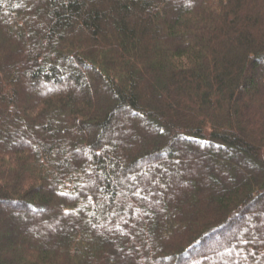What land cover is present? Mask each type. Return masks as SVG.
Returning <instances> with one entry per match:
<instances>
[{"label": "trees", "instance_id": "obj_1", "mask_svg": "<svg viewBox=\"0 0 264 264\" xmlns=\"http://www.w3.org/2000/svg\"><path fill=\"white\" fill-rule=\"evenodd\" d=\"M262 65L264 0H0V264H264Z\"/></svg>", "mask_w": 264, "mask_h": 264}, {"label": "rangeland", "instance_id": "obj_2", "mask_svg": "<svg viewBox=\"0 0 264 264\" xmlns=\"http://www.w3.org/2000/svg\"><path fill=\"white\" fill-rule=\"evenodd\" d=\"M263 66L264 65H262V67H259V69H258V71H260L261 72V70H262V68H263ZM132 120H134V119H132ZM136 123H143V119L141 118V117H139V116H137L136 117V121H135ZM128 123H129V121H128ZM125 128V125H123V124H121V123H119V122H117L116 123V129L115 130H119V129H124ZM0 137H1V133H0ZM133 138H135V136H133ZM218 169L216 168V167H213L212 168V171H217ZM18 212H22V211H16V212H14V213H18ZM23 213V212H22ZM11 214H13V213H11ZM15 214V215H16ZM25 214V213H24ZM23 214V224L25 225V228L24 229H29V230H33L34 229V227H36V226H38L39 224H35V222H33V217H32V214L33 213H29V214H25L24 215ZM34 215V214H33ZM36 215H42L43 217H44V219H43V223H45L46 225H48V223L50 224V221L51 220H54L55 219V216H54V213H50L49 215H47V214H45V213H43V212H37V214ZM51 219V220H50ZM52 228H53V226H52ZM26 230V231H27ZM34 237H36V235H34ZM20 239L21 238V236L20 235H13V234H9V235H7V236H3V235H0V244L1 245H3V243L4 242H10V243H12V244H16L17 242H16V240L15 239Z\"/></svg>", "mask_w": 264, "mask_h": 264}]
</instances>
